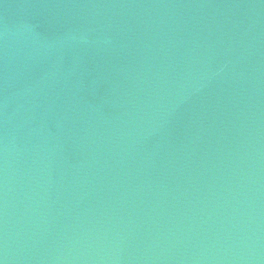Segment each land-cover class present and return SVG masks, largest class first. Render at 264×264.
Wrapping results in <instances>:
<instances>
[{
    "label": "water",
    "instance_id": "1",
    "mask_svg": "<svg viewBox=\"0 0 264 264\" xmlns=\"http://www.w3.org/2000/svg\"><path fill=\"white\" fill-rule=\"evenodd\" d=\"M0 264H264V0H0Z\"/></svg>",
    "mask_w": 264,
    "mask_h": 264
}]
</instances>
